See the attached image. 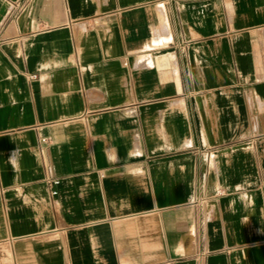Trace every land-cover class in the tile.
Wrapping results in <instances>:
<instances>
[{"label": "crops", "instance_id": "obj_1", "mask_svg": "<svg viewBox=\"0 0 264 264\" xmlns=\"http://www.w3.org/2000/svg\"><path fill=\"white\" fill-rule=\"evenodd\" d=\"M0 264H264V0H0Z\"/></svg>", "mask_w": 264, "mask_h": 264}, {"label": "built area", "instance_id": "obj_2", "mask_svg": "<svg viewBox=\"0 0 264 264\" xmlns=\"http://www.w3.org/2000/svg\"><path fill=\"white\" fill-rule=\"evenodd\" d=\"M42 141H46V139H45V138H43V139H42ZM53 193H55V192H53Z\"/></svg>", "mask_w": 264, "mask_h": 264}]
</instances>
